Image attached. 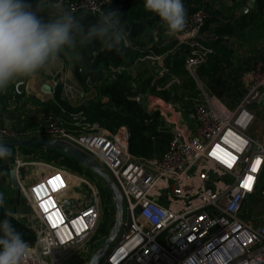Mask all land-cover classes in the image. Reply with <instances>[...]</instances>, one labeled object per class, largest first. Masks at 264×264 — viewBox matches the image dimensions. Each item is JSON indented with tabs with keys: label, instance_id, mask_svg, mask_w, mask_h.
<instances>
[{
	"label": "built area",
	"instance_id": "obj_1",
	"mask_svg": "<svg viewBox=\"0 0 264 264\" xmlns=\"http://www.w3.org/2000/svg\"><path fill=\"white\" fill-rule=\"evenodd\" d=\"M151 1L162 10L159 27L151 31L153 37L160 35L161 28L176 23V29L159 48L132 46L127 33L117 30L113 20L104 16L110 6L107 0H77L64 9L70 15L100 18L121 45L136 54L132 67L113 68L100 83H110L139 64L148 65L155 80L162 81L169 75L165 52H171L172 44L183 48V70L198 92L191 107L193 129L170 122L168 147L157 158L133 156L127 129L109 132L88 123L81 113L72 119L76 131L49 120L36 137L66 142L82 151L118 189L122 220L98 264H264V144L248 133L260 115L264 118L259 107L264 96V63L258 61L249 68L247 93L234 109H228L197 79L198 69L212 54L204 34L209 11L197 8L179 19L183 0ZM212 37L210 41L216 40ZM22 84H16V94ZM175 84L173 80L165 87ZM93 86L87 78L86 90L92 91ZM155 89L160 92L159 87ZM71 93L68 88L66 95ZM132 99L163 118L180 113L176 105L151 94ZM261 124L263 135V121ZM4 138L30 137H14L0 127V139ZM19 166L16 158L10 172L15 171L14 188L20 189L30 207L34 243L20 249L13 264H64L73 256L97 249L101 203L96 187L62 168H51L46 178L27 186L26 195L18 178ZM10 172L6 180H11ZM75 182L84 185L90 197V203L81 209L73 207L85 196L73 192Z\"/></svg>",
	"mask_w": 264,
	"mask_h": 264
},
{
	"label": "rangeland",
	"instance_id": "obj_2",
	"mask_svg": "<svg viewBox=\"0 0 264 264\" xmlns=\"http://www.w3.org/2000/svg\"><path fill=\"white\" fill-rule=\"evenodd\" d=\"M31 0H13L10 2V5L14 8V12L18 10L22 11L23 21L21 25L23 27H28L30 24V17H28V11L26 5ZM61 1V3L57 4ZM108 3H111L114 0H107ZM249 0H226L225 3H219L217 0H183V10L182 15L179 19L190 14V10L197 9V5H201V8H206L207 11H210V14L213 18V21H224L231 23L235 29L234 36L229 39H220L216 36V40L210 41L213 39L212 36H215L214 29L216 24L213 26L211 23L205 29L204 34L208 43L206 44L212 50L211 59H207L205 64L199 68L197 79L200 82V85H205L210 94L215 96L220 103L225 107L231 109L234 108L240 101L245 93L242 87L244 83V74L247 72V68L251 66L255 61L264 62V8L257 4L254 0V5L252 8H249L248 12L241 16L239 10L241 7H246ZM44 3L47 4V12L49 15L58 19L62 14L65 13V6L67 7L70 4V0H58L54 3V0H44ZM195 6V7H194ZM22 8L26 9L23 10ZM28 17V18H27ZM251 18V20H250ZM159 27V26H158ZM160 35L158 37H153L152 32L147 31L146 35L150 40H143L142 43L138 40H129L132 46L134 47H155L159 48L162 42L166 41L169 33L176 29V23L171 25L167 29L161 28ZM151 37V38H150ZM224 41V42H223ZM223 43V44H222ZM13 47H18L19 42H11ZM171 52H165V57L174 56L172 60H166L167 66H172L174 61L177 59L176 56L182 53L183 48L179 49L173 44L170 47ZM226 52H229L227 55ZM14 50V49H13ZM164 50V49H163ZM222 50V51H221ZM225 52L224 55H222ZM1 53V51H0ZM159 53V52H158ZM178 54V55H176ZM183 54V53H182ZM216 56L218 59H224L229 56V64L222 65L219 69L217 66H213L212 58ZM78 58V46L75 40H71L67 46L57 57L51 59V61L39 69V75L42 78H39V84L37 85V93L32 94L26 86V83H23L18 93L15 92V86L12 88L11 93L13 97H9L8 101L1 102L0 108V127L4 129L9 134H12L14 137L17 136H27L30 138H36L40 129L50 121H55L60 125V127L68 131H76L74 124L73 116H77L81 111L71 112L66 115L62 114L58 119L44 116L43 108L49 102H53V93L60 88L61 98L67 102L66 104L69 107L79 108L85 106L89 103H95L98 101V87L100 85L99 81H103L108 77V72H100V77L98 82H96V87L93 86L92 92L86 90L85 84L79 83L78 79L75 76V62ZM229 66V67H228ZM47 68V73L43 74V69ZM184 67V64H183ZM232 67V70H230ZM25 70V68H24ZM170 71V70H169ZM202 73V77H201ZM131 76L132 89L133 92L141 96H146L148 91L141 92L138 89V81H146L148 78H151V84L159 87L161 93L169 92L170 97H178L181 100L174 102L173 99L169 101L170 104L176 105L180 113L167 116L165 118L161 117L160 122L152 124V128H155L158 132H163L165 138H162L163 141H167L169 144L171 133L168 130V124L170 122L180 123L184 127L190 126L192 128L191 122V107L194 100L197 98L198 92L196 85L192 80L184 74L183 70L180 73L171 72L169 77H165L162 81L155 80L156 76L154 71L146 64H139L134 67L131 71L127 73ZM216 74L219 75L218 80H221V85L216 87L213 90V85H210L212 79L216 78ZM25 76L26 73H23ZM155 77V78H154ZM209 79V80H208ZM176 80L177 84L170 87H165L169 82ZM209 82V83H208ZM98 84V85H97ZM208 84V85H207ZM231 85L232 88H229L228 85ZM49 87V91H45L44 88ZM241 87L240 90H237ZM70 88L72 93L66 95V90ZM160 92L154 91L152 94L156 98L164 97L165 93L161 95ZM174 94V95H173ZM169 97V98H170ZM102 102H106L105 99L101 98ZM141 109L146 112L148 115H152L156 111H149L142 106ZM82 114V113H81ZM88 122L87 118L85 117ZM264 123V118L260 115V119L257 120L250 131H248L251 137L257 138L264 144V134L261 135L262 124ZM89 123V122H88ZM93 124V123H90ZM125 128L124 126L118 127V129ZM190 128V129H191ZM193 129V128H192ZM191 129V130H192ZM128 130V129H127ZM151 134V130L148 131ZM47 152L45 150H33L28 154H18L17 158L19 159L20 166L18 168V178L20 184L24 188V192L29 194L27 186L38 184L39 179L46 178L45 176L50 173L51 168L61 169L59 165L48 163L45 160ZM151 157L157 158L159 155L155 154ZM150 158V157H146ZM86 181L90 186L96 187L99 193L100 203H101V213L100 219L98 222V227L96 231V237L100 238L99 245L105 240L111 230V224L114 221V212L113 202L111 196L109 197L110 190L103 180L96 176H89V178L80 177ZM264 180V174L262 176ZM37 182V183H36ZM27 188V189H26ZM73 192L83 193L81 198L73 203L75 209H81L87 206L90 203V197L87 195L88 190L84 185L75 182L71 188ZM87 190V193L85 192ZM84 198V199H83ZM0 199L2 204L5 207L7 213H9L16 221L25 226L27 229L34 234V223L32 219V213L30 207L28 206L24 195L21 193L18 187L14 188L11 180L6 182V177L0 179ZM104 238V240H103ZM94 249L91 250V254ZM91 254H79L78 256H73L68 259L64 264H86L89 260ZM85 262V263H84Z\"/></svg>",
	"mask_w": 264,
	"mask_h": 264
},
{
	"label": "trees",
	"instance_id": "obj_3",
	"mask_svg": "<svg viewBox=\"0 0 264 264\" xmlns=\"http://www.w3.org/2000/svg\"><path fill=\"white\" fill-rule=\"evenodd\" d=\"M75 1L77 0H70V3ZM256 2L264 8V0H256ZM26 7L27 10L22 9L28 11L30 24L28 27H23L21 25L22 11L10 13L0 3V42L9 40L19 42V45L24 41L28 43L26 48H18L23 57L21 65L25 67V76L35 74L52 58L57 57L71 40H75L78 46L75 76L83 85L89 78L96 87L100 72L110 73L111 69L118 66H123L126 69L133 66L135 52L123 47L118 38L103 26L100 18L83 13L70 15L65 11L62 16L55 19L48 14V6L44 0H31ZM201 7V5H197L195 8ZM193 11L190 10V12ZM104 14L105 17L113 20L117 30L127 33L129 40H138L142 43L143 40H150L146 32L152 31L159 25L162 10L151 0H114L105 9ZM211 22H214L212 16L205 29ZM215 24L214 34L218 36L219 41L234 36L235 29L231 23L216 21ZM223 51L226 52L224 48ZM225 52H222V55ZM226 53L229 55V52ZM172 57L175 55L167 57V61H171ZM176 57L173 65L168 66L170 74L172 71L180 73L183 70V54ZM228 60L229 56L224 59L214 56L211 65H217L220 68L222 65H228ZM151 78L146 81H138V89L141 92L148 91V94L153 95L152 93L156 91V86L151 84ZM218 78L219 75L216 74V78L212 79L210 83L213 85V90L222 84ZM131 81V76L125 72L117 75L110 83H100L97 86L99 88L98 101L79 108L69 107L67 102L61 98L60 88H57L53 93L54 101L47 103L42 111L44 116L52 117L55 120L62 114L68 117L71 112L81 111L89 123L98 124L109 132H114L118 127L124 126L130 134L129 151L133 156L151 157L155 154L161 156L166 151L168 144L167 141L162 140L165 138L163 132L152 128V124L160 122L161 116L158 112L148 115L140 105L130 100L136 96ZM228 87L232 88L230 84ZM170 96L171 94L167 92L162 99L167 102L171 99L174 102L181 100L176 96ZM101 98H104L106 102H102ZM149 130H151V134L148 133ZM33 150H45L48 156L44 161L57 164L71 174L85 178L93 175L72 158L65 157L56 151L40 146L21 149L3 146L0 147V179L8 176L18 154H28ZM106 195L110 197V194L106 193ZM33 243L34 235L7 213L0 199V264H13L17 252L22 248L32 246Z\"/></svg>",
	"mask_w": 264,
	"mask_h": 264
},
{
	"label": "water",
	"instance_id": "obj_4",
	"mask_svg": "<svg viewBox=\"0 0 264 264\" xmlns=\"http://www.w3.org/2000/svg\"><path fill=\"white\" fill-rule=\"evenodd\" d=\"M58 0H54V3H56ZM254 5V0H249L246 7L240 8V15H245L248 12L249 8H252ZM45 91H49V87L44 88ZM133 101V99H130ZM259 107L264 111V96L259 102ZM8 146L12 147L14 149H21V148H30L33 146H40L52 151L59 152L65 157L72 158L76 162H78L83 169L87 170L94 176L100 178L105 182V184L108 186L110 190V196L112 199V202L115 207L116 216L114 221L111 224V230L108 236L105 238V240L102 242V244L95 249L90 258L88 264H98L100 260L104 257L106 252L111 246V243L114 240V237L116 235L117 229L120 225V222L122 220V204H121V197L118 192V189L116 185L111 181L110 177L100 168V166L91 158H89L87 155H85L82 151L78 150L74 146L61 141H55V140H49V139H43V138H4L0 139V147ZM10 179L15 186V171L12 170L10 172Z\"/></svg>",
	"mask_w": 264,
	"mask_h": 264
},
{
	"label": "crops",
	"instance_id": "obj_5",
	"mask_svg": "<svg viewBox=\"0 0 264 264\" xmlns=\"http://www.w3.org/2000/svg\"><path fill=\"white\" fill-rule=\"evenodd\" d=\"M12 1L13 0H0V3L2 4V6L5 10H8L10 13H14L15 10L10 5V2H12ZM192 10H194V9H192ZM209 13H210V11H209ZM239 13H240V10H239ZM210 19H211V15H210ZM219 22H224V21H219ZM214 24H215V22H211L212 26ZM20 45H21L20 48L24 49L28 46V43H27V41H24L23 43H20ZM12 46L13 45L11 44V41H9V40H4V41L0 42V51H1V53H0V108H1V102L2 101H8L9 97H13V94L11 93L10 90L17 82L26 83V86H28V89L30 90V92L32 94H36L37 93V85L39 84V78H42V76L39 75V71H37L35 74H32L30 76H24L23 75V73L25 72V70H24L25 67L23 65H21L23 62V57H22V55H20L18 48L16 50H13ZM53 60H54V58H53ZM51 62H54V61H51ZM255 62H258V61H255ZM251 66H249L247 68V71L249 70V68ZM46 69L47 68L45 67L42 70L43 74H45V73H47V71H49ZM230 70H232V67H230ZM198 71H199V69H198ZM198 71H197V75H198ZM246 74H247V72L244 74V79H243L244 83L242 85V87H243L242 90L245 91L243 96L247 93V90H248V79L246 77ZM201 77H202V75H201ZM203 86L206 88L205 85H203ZM240 89H241V87L237 90H240ZM206 90L208 91L207 88H206ZM90 92H92V91H90ZM208 92L210 93V91H208ZM234 108H231V109H234ZM7 181L8 180H6V182Z\"/></svg>",
	"mask_w": 264,
	"mask_h": 264
}]
</instances>
